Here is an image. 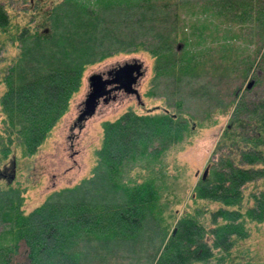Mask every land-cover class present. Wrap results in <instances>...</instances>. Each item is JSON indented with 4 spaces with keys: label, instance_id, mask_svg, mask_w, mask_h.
<instances>
[{
    "label": "rangeland",
    "instance_id": "1",
    "mask_svg": "<svg viewBox=\"0 0 264 264\" xmlns=\"http://www.w3.org/2000/svg\"><path fill=\"white\" fill-rule=\"evenodd\" d=\"M209 1L0 0V12L10 17L7 27L12 37L18 38L13 39V44L7 39L8 51L0 50V246L10 240L3 233L6 221L1 218L11 196L18 199V209L27 213L45 201L58 199L67 192L66 188L81 183L82 190L89 187L92 192L94 188L106 193L105 197L101 195L102 200L113 201L119 195L112 196V182L105 177L96 184L85 183L91 182L94 166L105 162L100 160L99 149L104 144L106 121H114L126 113L152 116L168 112L174 118L172 126L168 125L170 137L163 134L162 125L159 130L153 127L140 130L146 142L144 153L150 157L138 160L137 164L144 165L143 170L134 166L129 171L135 181L128 185L144 181L160 193L155 206L163 222L168 220L170 209L177 211L167 236L177 234L183 212L197 213L205 226L204 239L213 252L204 260H195L194 264H264V219H253L245 209L254 203V195L264 191V182L252 181L243 190L245 197L240 207L243 214L239 219L247 236L230 247L234 255L231 258L222 250L227 245L213 246L214 233L209 232L214 221L226 220L222 214H213L221 203L193 197L205 168L208 167L206 177L215 176L222 163L220 158L229 155L232 139L223 133L234 116L248 120L249 124L255 123L256 118L264 119L261 111H264V64L259 65L264 50L263 32L256 23L250 26L247 21L228 20ZM35 30L41 34L40 39L32 35ZM61 31L73 32L76 36L62 45L55 40L57 33L64 34ZM85 35L93 40L90 45L98 48L88 56L90 62L85 64L80 84L71 93L63 113L45 137L36 142L34 152H29L35 139L28 145L19 143L23 136L17 125L26 122L27 114L18 106V91L13 92L15 101L6 95L10 90L8 80L18 75L31 76L44 64L51 68L46 65L52 62L45 58L51 51H57L64 60L79 55L80 43H76ZM132 58L143 63L144 73L136 85L141 101L134 94L120 92L116 98L101 102L81 127L72 126L88 91L87 76ZM250 80L253 83L248 88ZM2 94H5L3 100ZM184 122L190 124L189 131L182 128ZM237 139L245 143L244 139ZM7 148L10 150L5 153ZM146 177L148 180H144ZM171 191L172 201L166 200V194ZM235 206L238 205L231 208ZM157 224L147 218L132 235L141 239L139 247L144 252H152V244L147 241L163 233ZM89 236L92 235L85 233L81 238L85 240ZM113 243L114 240L109 244L117 264H141L135 259L134 245L120 244L113 248ZM162 249L161 246L159 255ZM87 259L86 253L83 260L87 262Z\"/></svg>",
    "mask_w": 264,
    "mask_h": 264
},
{
    "label": "trees",
    "instance_id": "2",
    "mask_svg": "<svg viewBox=\"0 0 264 264\" xmlns=\"http://www.w3.org/2000/svg\"><path fill=\"white\" fill-rule=\"evenodd\" d=\"M210 1V4L217 8L218 14L225 13L228 20L247 21L250 26L258 24L263 32L261 39L264 43V0ZM0 15V50L3 48L8 51L5 45L9 42L7 39L13 44L18 38L12 37L11 29L7 27L11 23L9 15L4 12H0ZM61 32L64 34L57 33L55 40L62 45L76 36L73 32ZM32 35L36 39L41 36L37 30L32 32ZM83 40L88 44H84ZM83 40L76 43H80L79 55L64 60V56L57 51H51L45 57L52 62L46 65L51 68L45 67L44 64L31 76L18 75V78L8 80V88L13 91L9 90L5 94L15 101L16 94L13 92L18 91V106L27 114L24 117L26 122H18L17 125L23 136L20 144L28 145L33 138L35 143L40 142L63 113L71 93L80 84L85 64L90 62L88 56L98 48V45H90L89 42L93 40L86 35ZM41 46L44 50V45ZM63 51L65 55L66 50ZM260 59L259 65H263L264 50ZM5 94L1 95L2 100ZM14 101L11 100V103ZM262 105L264 109V103ZM261 111L264 114V111ZM173 120L172 115L166 112L152 116L126 113L114 121H106L104 144L99 149L100 160L105 162L95 164L91 182L85 183L96 184L105 177V180L112 182V196L114 193L119 195L113 197V201L102 200L101 195L105 197L106 193L97 192L94 188L92 192L89 187L82 190L81 183L73 188H66L67 192L61 194L58 199L45 201L27 213L18 209V199L15 195L11 196L9 205L7 204L8 209L2 211L1 219L6 221L3 233L9 235L10 240L0 246V264H83V261L85 264H114L116 256L113 255L114 250H111L109 244L112 240L113 248L120 244L130 247L134 245L137 251L135 259L141 264H152L154 261L156 264H163L165 261L166 264H194L195 260H204L210 256L213 252L212 246L204 239L205 226L200 222L197 213L189 210L183 212L178 220L177 234L167 236L170 231L168 226L172 224L177 211L170 209L166 223L160 217L163 222L161 224V213L155 206V203L159 202L160 193L144 181L128 185L135 181L129 171L134 166L143 170L144 165L137 164L138 160L150 157L144 153L146 142L140 136L141 131H147L151 127L159 130V125H162L165 129L163 134L168 138L171 132L169 126H172ZM254 120L255 123L249 124L248 120L234 116V121L226 126L223 133L232 139L229 155L220 158L222 163L220 162L218 167L220 170L215 171V176L199 180L193 195L221 203L213 214H222L226 220L223 223L214 221L215 224L209 228V232L214 233V247L227 245L222 248L227 258L234 256L230 247L236 244L239 238L247 236L243 221L239 219L243 214L240 210L245 197L243 190L252 181L264 182V119ZM131 121L136 123L131 124ZM181 126L187 131L191 129L187 122ZM237 138L244 139L245 143L239 142ZM35 143L29 147V152H34L37 146ZM9 150L7 148L4 152ZM12 160L16 161V157ZM125 175L127 179H124ZM144 180H148L147 177ZM7 184H10V181H7ZM102 188L107 189L106 186ZM170 194L173 195V192L166 194V200L172 201L169 199ZM254 197V203L245 208L246 213L261 221L264 219V191ZM233 205L238 206L231 208ZM147 218L157 221V225L163 230V233L155 235L153 240L150 238L147 241V244H152L149 245L152 252L141 250V239L132 236ZM182 227L184 229H181ZM241 232L244 234H240ZM85 233L92 236L84 240L81 237ZM145 242L146 240L143 241L144 244ZM161 246L163 249L159 255ZM86 253L87 262L83 260Z\"/></svg>",
    "mask_w": 264,
    "mask_h": 264
},
{
    "label": "water",
    "instance_id": "3",
    "mask_svg": "<svg viewBox=\"0 0 264 264\" xmlns=\"http://www.w3.org/2000/svg\"><path fill=\"white\" fill-rule=\"evenodd\" d=\"M143 73V63L137 58L113 64L101 72L95 71L90 73L87 76L88 91L82 100L81 108L74 122H81L92 116L96 112L100 98L103 97L104 102H107L111 98L114 99V96L109 95L112 90L123 89L125 94H134L137 101L140 102L141 97L136 85ZM252 83L253 81L250 80L247 83V87L249 88ZM14 164L13 161V167ZM207 170L208 167L205 168L202 178L206 177Z\"/></svg>",
    "mask_w": 264,
    "mask_h": 264
},
{
    "label": "flooded vegetation",
    "instance_id": "4",
    "mask_svg": "<svg viewBox=\"0 0 264 264\" xmlns=\"http://www.w3.org/2000/svg\"><path fill=\"white\" fill-rule=\"evenodd\" d=\"M105 76V75H104ZM120 92H122V93H125L124 91H123V89H117V90H112L111 91V93L109 94L110 96H114V98H116V96L120 93ZM109 101V100H108ZM101 102H104L103 101V97L102 98H100V100H99V104L101 103ZM98 104V105H99ZM80 108V107H79ZM80 110V109H79ZM84 123V121H81V122H79V121H76V122H73V124H72V126L73 125H77V126H82V124ZM80 126V127H81Z\"/></svg>",
    "mask_w": 264,
    "mask_h": 264
}]
</instances>
